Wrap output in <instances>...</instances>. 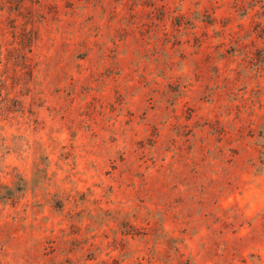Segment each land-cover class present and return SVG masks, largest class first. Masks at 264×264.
Returning a JSON list of instances; mask_svg holds the SVG:
<instances>
[{"label": "rangeland", "instance_id": "374dc122", "mask_svg": "<svg viewBox=\"0 0 264 264\" xmlns=\"http://www.w3.org/2000/svg\"><path fill=\"white\" fill-rule=\"evenodd\" d=\"M0 264H264V0H0Z\"/></svg>", "mask_w": 264, "mask_h": 264}, {"label": "trees", "instance_id": "16d2710c", "mask_svg": "<svg viewBox=\"0 0 264 264\" xmlns=\"http://www.w3.org/2000/svg\"><path fill=\"white\" fill-rule=\"evenodd\" d=\"M14 196H15V195H14ZM14 196H12V198H13ZM3 197L10 198L11 196H10V194H7V195H4Z\"/></svg>", "mask_w": 264, "mask_h": 264}]
</instances>
